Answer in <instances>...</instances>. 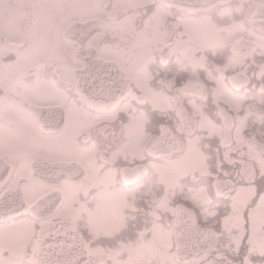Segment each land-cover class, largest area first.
Wrapping results in <instances>:
<instances>
[{"label":"snow or ice","instance_id":"obj_1","mask_svg":"<svg viewBox=\"0 0 264 264\" xmlns=\"http://www.w3.org/2000/svg\"><path fill=\"white\" fill-rule=\"evenodd\" d=\"M0 264H264V0H0Z\"/></svg>","mask_w":264,"mask_h":264}]
</instances>
